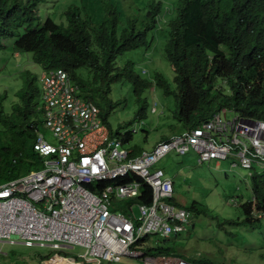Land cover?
Masks as SVG:
<instances>
[{"label": "trees", "instance_id": "obj_1", "mask_svg": "<svg viewBox=\"0 0 264 264\" xmlns=\"http://www.w3.org/2000/svg\"><path fill=\"white\" fill-rule=\"evenodd\" d=\"M44 1L0 0V53L5 41L15 37L14 53L30 54V61L44 70L66 71L82 97L97 106L111 136L106 119L113 110L109 100L112 85L124 79L139 95L151 84L135 72L130 61L121 63L119 59L126 52L153 44L150 32L155 29L164 35V54L176 68L173 82L183 131L200 125L222 107L243 118L264 120V0H118L117 8L108 0L98 23L88 6L71 4L64 13L65 25L51 19L39 23L37 7ZM15 78H22L23 85L12 93L13 100L0 95V183L41 168L33 151L42 129L40 92L32 90L30 72H20ZM154 79L167 93L165 79L160 75ZM114 137L127 144L132 133ZM141 152L132 148L133 155ZM249 183L252 199L240 205L242 219L226 222L240 231L225 229L227 238L244 234V230L256 232L264 224L252 216V212L264 213V173L252 175ZM106 185L102 182L99 187ZM93 188L91 185L90 190ZM140 193L134 202L150 204V188L142 185ZM170 200L179 207L174 196ZM132 202L118 209L124 212ZM183 208L206 217L205 208L197 202ZM256 234L259 245L264 239ZM149 239L137 241L132 249L144 256H171L173 240L162 239L152 246Z\"/></svg>", "mask_w": 264, "mask_h": 264}, {"label": "built area", "instance_id": "obj_2", "mask_svg": "<svg viewBox=\"0 0 264 264\" xmlns=\"http://www.w3.org/2000/svg\"><path fill=\"white\" fill-rule=\"evenodd\" d=\"M41 86L48 137L37 134L33 143L41 168L0 183V242L60 251L77 247L85 263L57 254L51 259L118 263L124 256H141L131 251L138 240L177 237L188 225V213L170 202L171 179L158 167L169 153L182 156L192 150L199 163L232 156L244 168L264 163V122L214 115L200 128L133 155L111 136L97 109L78 97L64 72L42 75ZM118 179L128 180L119 184ZM102 182L108 185L100 188ZM142 185L151 190L148 205L134 202ZM130 201L124 212L118 209L117 203ZM144 263L192 264L164 256L147 257Z\"/></svg>", "mask_w": 264, "mask_h": 264}, {"label": "rangeland", "instance_id": "obj_3", "mask_svg": "<svg viewBox=\"0 0 264 264\" xmlns=\"http://www.w3.org/2000/svg\"><path fill=\"white\" fill-rule=\"evenodd\" d=\"M111 2L117 8L118 0ZM71 4L88 6L87 11L93 16L94 22L98 23L103 18L109 1L45 0L38 5L39 20L43 22L49 17L56 24L65 25L64 13ZM119 6L121 8V5ZM150 35L154 36L153 44L126 52L119 62L130 61L136 73L144 71L141 78L148 80L151 88L138 95L134 93L128 81L123 79L114 83L109 96L113 110L106 119L114 136L117 133L122 135L126 131L132 132V140L126 144L127 148L135 147L142 151L150 150L160 140L181 134L183 131L178 120L173 69L164 56V35L158 29L151 31ZM15 40L13 37L5 41V48L0 53V95H5L10 100H13L12 93L23 85L22 78L16 80V75L20 72H30L34 91L40 90L38 79L42 73L40 67L30 61V54H14L12 46ZM155 75H161L165 79L168 84L167 93L155 85ZM227 117H232V114H227ZM41 133L48 137L43 128ZM233 162L228 158L218 163L213 161L197 164L196 155L191 151L182 156L170 153L158 163L173 183L174 199L179 207L189 208L193 202H197L206 210V217L194 216L191 212L193 218L190 226L193 228L190 227L187 233L177 239H172L173 246L169 244L173 248L171 256L186 258L196 264H264V260H260L261 256H264L263 240L253 249L252 232L249 231L250 236L246 231L244 234L247 236L238 232L233 239L224 234L225 229L240 231L239 228L227 226L226 222L235 221L239 217L242 219L238 205L251 198L249 175L263 172L262 168L246 170L240 166H232ZM231 199L236 205L229 204ZM121 205L122 203H118L117 207L120 208ZM133 214L135 217L139 216L137 207H134ZM256 232L264 239V224L257 228ZM161 240L158 236H151L149 243L154 246ZM82 252L83 250L77 247L60 251L52 250L48 246L26 247L21 243L0 242V264H56L57 261L52 262L54 259L49 260L54 254L66 255L82 262L83 260L77 257V254ZM202 256L209 260L203 259ZM46 259L49 260L47 263ZM56 259L69 263V260L63 258ZM120 264L145 263L143 259L123 257Z\"/></svg>", "mask_w": 264, "mask_h": 264}, {"label": "clouds", "instance_id": "obj_4", "mask_svg": "<svg viewBox=\"0 0 264 264\" xmlns=\"http://www.w3.org/2000/svg\"><path fill=\"white\" fill-rule=\"evenodd\" d=\"M170 6V5H169ZM37 17H38V7H37ZM46 19H50L49 17L48 18H46ZM46 19L43 21V22H45L46 21ZM38 21H39V23L40 24H42L43 22H41L40 20H39V17H38ZM14 54H18V53H14ZM164 56H165V54H164ZM165 59L168 61V63L171 65V67H172V69H173V73H174V76H175V66L173 65V63L170 61V60H168V58L165 56ZM32 62V61H31ZM41 70H42V73H41V75H40V77H39V79H38V87H39V92H40V96H39V100H38V110L41 112V117H42V128L45 130V128H44V114H43V111H42V104L41 105H39V101L41 102V93H42V86H41V76L42 75H44V74H47V73H49V72H53V71H62V72H64L67 76H68V78H69V80L72 82V83H74L75 85H76V87H77V91H78V97L81 99V100H83L84 102H86V103H89L90 105H92V106H94L96 109H97V111H98V117H99V115H100V112H99V109L97 108V106L93 103V102H91V101H89V100H86V99H84L83 97H82V93H81V89L79 88V86L77 85V83L76 82H74V80L73 79H71V77L69 76V74L66 72V71H64V70H62V69H49V70H44V69H42V68H40ZM140 75H142V74H144V71H142L141 73H139ZM161 76V75H160ZM163 78V77H162ZM174 78V77H173ZM155 82V81H154ZM225 83L223 82V85H224ZM150 88H151V84H150ZM149 88V89H150ZM155 106V105H154ZM153 109H154V111H155V107H153L152 108V112H154L153 111ZM227 114L229 115V114H232V117H227ZM214 115H219V116H221V118L223 119H226V120H231V119H233V118H242V119H245V120H249V121H259V122H264V120H258V119H247V118H243V117H241V116H239L237 113H235V112H233L232 110H230V109H228V108H226V107H222V108H220V109H218V110H216V111H214L213 113H211L210 114V117L206 120V121H204V122H202L200 125H198V126H195L194 128H191V129H188V130H185V131H183L181 134H178V135H174V136H170V137H168V138H164V139H162V140H160L158 143H156L150 150H147V151H142V152H150L151 150H153L159 143H161V142H164V141H167V140H169V139H171L172 137H175V136H180V135H182V134H184V133H188V132H190L191 130H194V129H196V128H200L201 126H202V124L203 123H205V122H207V121H209V120H211L212 118H213V116ZM100 119V118H99ZM100 121L102 122V120L100 119ZM103 123V122H102ZM103 125L108 129V127L103 123ZM46 131V130H45ZM108 131H109V129H108ZM110 132V131H109ZM131 132V131H130ZM132 133V132H131ZM37 134H42L41 132H38ZM37 136V135H36ZM112 137H114V136H112ZM126 145V144H125ZM192 151V150H191ZM191 151H189V152H191ZM249 151L251 152V153H254V150H253V148L252 147H250V149H249ZM188 152V153H189ZM195 155H196V162H197V164H203V163H212L213 161H216V163H218L219 161H225V160H227L228 158H231L234 162L232 163V166H240V167H242L241 165H240V163L238 162V159H236L235 157H232V156H227L225 159H223V160H220V159H212V160H209V161H207V162H198V156H197V154L194 152V151H192ZM170 154V153H169ZM174 154V153H173ZM187 154V153H186ZM185 154V155H186ZM176 155V154H175ZM178 156H180V155H178ZM158 167H159V165H158ZM243 169H246V170H253V169H257V168H262L263 169V172H254V173H252V174H250L249 175V178L252 176V175H254V174H263L264 173V163L263 164H260V165H257V164H254V163H251V166L249 167V168H244V167H242ZM163 170V169H162ZM164 172V171H163ZM165 174V173H164ZM166 176V175H165ZM167 177V176H166ZM249 181H250V179H249ZM249 186H250V183H249ZM250 192H251V188H250ZM173 196H174V190H173ZM250 199H252V192H251V198ZM249 199V200H250ZM229 204H231V205H236V203H235V201L233 200V199H231L230 201H229ZM243 204V203H242ZM240 205L241 204H239L238 206L240 207ZM238 207V208H239ZM178 208H180V207H178ZM181 209H184V208H181ZM185 210V209H184ZM187 213H188V215H189V222H188V225L186 226V228H185V231L182 233V234H185V233H187L188 231H189V228L190 227H192L193 228V226H190V224H191V220H192V218H193V216H192V214L188 211V210H185ZM252 216L254 217V218H257V219H259L261 222H263L264 223V213H260V214H256V213H254V212H252ZM245 231V230H244ZM253 233L251 234V235H253L254 236V241H253V245H254V248L253 249H255V247H257L258 246V244H257V242H256V239H258V236H257V234H256V232H254V231H252ZM247 235H249L250 236V233H249V231L247 230ZM182 234H180V235H182ZM179 235V236H180ZM245 235V234H244ZM247 235H245V236H247ZM179 236H177V237H170V238H161V239H169V240H172V239H177ZM151 236H148V237H146L147 239H149ZM159 237V236H158ZM145 239V238H144ZM140 240H142V239H140ZM139 241V240H138ZM172 243V242H171ZM135 244V243H134ZM131 251H133V252H140L141 253V256H138V257H131V256H124V257H129V258H136V259H143V261L145 260V258H147V257H152V258H154V257H159V256H144L143 255V253L141 252V251H136V250H133L132 249V247H131ZM54 255H56V254H54ZM53 255V256H54ZM58 256H60V257H65V258H69V257H67L66 255H60V254H57ZM164 257H171V258H175V257H173V256H164ZM52 258V257H51ZM50 258V259H51ZM123 258V257H122ZM122 258H121V260L118 262V263H111V262H106V263H108V264H120L121 263V261H122ZM49 259V260H50ZM176 259H180V260H183V261H185V262H188V263H192V262H190L188 259H186V258H176ZM47 261H49L48 259H46ZM260 260H264V256H261V259ZM46 261V262H47ZM76 262H79V261H77L76 260ZM102 263H104V262H102ZM101 263V264H102ZM192 264H196V263H192Z\"/></svg>", "mask_w": 264, "mask_h": 264}, {"label": "bare ground", "instance_id": "obj_5", "mask_svg": "<svg viewBox=\"0 0 264 264\" xmlns=\"http://www.w3.org/2000/svg\"><path fill=\"white\" fill-rule=\"evenodd\" d=\"M55 261L58 262V263H56V264H61V263H63V261H62L61 259H54L52 262H55ZM74 262H75V261L69 259V263H63V264H75ZM49 263H51V262H49Z\"/></svg>", "mask_w": 264, "mask_h": 264}, {"label": "crops", "instance_id": "obj_6", "mask_svg": "<svg viewBox=\"0 0 264 264\" xmlns=\"http://www.w3.org/2000/svg\"><path fill=\"white\" fill-rule=\"evenodd\" d=\"M122 204H125V203H122ZM59 258V257H58ZM53 259H56V258H53ZM122 262V261H121Z\"/></svg>", "mask_w": 264, "mask_h": 264}]
</instances>
